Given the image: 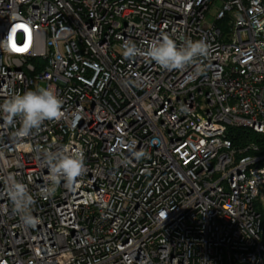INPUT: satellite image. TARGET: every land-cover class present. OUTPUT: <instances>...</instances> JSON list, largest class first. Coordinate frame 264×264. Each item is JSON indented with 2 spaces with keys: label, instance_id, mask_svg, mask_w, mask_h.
Returning <instances> with one entry per match:
<instances>
[{
  "label": "built area",
  "instance_id": "1",
  "mask_svg": "<svg viewBox=\"0 0 264 264\" xmlns=\"http://www.w3.org/2000/svg\"><path fill=\"white\" fill-rule=\"evenodd\" d=\"M165 35L208 55L179 70L122 55ZM40 87L59 120L17 137L0 112V264H264V152L231 132L264 136V0H0V105ZM63 150L85 171L44 199V153Z\"/></svg>",
  "mask_w": 264,
  "mask_h": 264
},
{
  "label": "clouds",
  "instance_id": "2",
  "mask_svg": "<svg viewBox=\"0 0 264 264\" xmlns=\"http://www.w3.org/2000/svg\"><path fill=\"white\" fill-rule=\"evenodd\" d=\"M122 48V55L126 59L142 55L146 60L154 61L164 69L179 70L195 64L201 57H206L209 46L203 40L191 39L186 40L182 46H178L172 38L165 35L162 39L153 41L144 52H141L132 41H125ZM63 103L54 88L40 87L7 99L0 105V112L4 114V119L9 124L19 117L21 127L15 135L27 137L33 130L38 131L45 121L59 120L63 115ZM134 155L141 158L146 154L140 151ZM43 162L49 169V184L40 190L44 199L55 195L61 180L67 184H73L85 171L83 153L79 150L48 151L44 153ZM6 191L21 221L27 226L34 227L39 221L32 215L35 200L27 186L16 180L14 176H9Z\"/></svg>",
  "mask_w": 264,
  "mask_h": 264
},
{
  "label": "trees",
  "instance_id": "3",
  "mask_svg": "<svg viewBox=\"0 0 264 264\" xmlns=\"http://www.w3.org/2000/svg\"><path fill=\"white\" fill-rule=\"evenodd\" d=\"M233 140L235 144L241 145L247 141H255L261 148V152H264V136L251 130L246 129H233Z\"/></svg>",
  "mask_w": 264,
  "mask_h": 264
}]
</instances>
